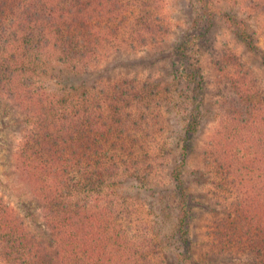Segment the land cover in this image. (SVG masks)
Here are the masks:
<instances>
[{"label":"trees","instance_id":"trees-1","mask_svg":"<svg viewBox=\"0 0 264 264\" xmlns=\"http://www.w3.org/2000/svg\"><path fill=\"white\" fill-rule=\"evenodd\" d=\"M199 2L203 9L210 3ZM133 3L135 0H0V95H11L24 113L38 118L37 130L18 150L16 164L40 199L51 244L40 241L0 196V254L7 264L148 262L143 246L128 240L124 214L111 211L102 199L104 188L122 180L121 176L140 180L142 163L147 171L150 155L139 134L143 137L149 124H144V115L142 119L127 110L134 104L132 99L143 96L146 85L132 94L127 84L134 80L120 78L113 83L115 89L101 91L95 104L60 113L33 89L32 78L26 75L32 68L29 64L43 55L60 61L91 60L98 54L101 40L113 31L123 34L121 25L142 31L148 25L143 21L146 8L137 15L131 11ZM204 11L208 13V9ZM207 16L228 22L249 52L261 51L239 14L215 9ZM15 38L22 41L14 43ZM191 42L180 44L178 67L166 87L180 98L177 106H192L182 127V144H177L181 165L172 173L182 201L187 194L181 169L188 162L192 133L201 123V102L195 101L204 84L200 62L194 48H189ZM34 52L38 54L34 56ZM226 57L232 63L223 76L229 91L223 106L226 118L206 154L214 167L215 188L238 194V200L234 214L216 215L213 208L208 253L225 257L223 264H264V85L240 60ZM166 101H172L171 97ZM186 220L184 216L176 221L174 233L180 242L176 249L181 264H189L192 250Z\"/></svg>","mask_w":264,"mask_h":264},{"label":"rangeland","instance_id":"rangeland-1","mask_svg":"<svg viewBox=\"0 0 264 264\" xmlns=\"http://www.w3.org/2000/svg\"><path fill=\"white\" fill-rule=\"evenodd\" d=\"M145 1L135 0L131 5V11L137 15L146 8L143 21L148 25L142 31L121 25L123 34L113 31L108 39L101 40L98 54L91 60L60 61L43 55L41 60L29 64L32 68L26 75L32 78L33 89L40 91L60 113L95 104L103 90H109L120 78L134 80L135 83L127 84L132 94L146 85L143 96L132 99L134 104L127 110L142 119L144 115V124H149L143 137L139 134L150 155L147 171L142 163L140 180L127 175L119 181L115 178L116 184L107 185L102 192L104 205L124 214L128 240L143 246L147 264H181L176 249L180 242L174 233L176 221L184 216L192 249L189 264H223L225 257L208 253L209 231L215 218L213 208L217 209L216 215L234 214L238 194L215 188L213 182L217 179L206 151L226 118L223 106L229 91L223 76L224 70L232 66L226 56L240 60L264 85V0H208L210 3L204 9L199 0H149L147 7ZM215 9L243 17L261 51L249 52L222 18L210 19L212 16L207 15ZM138 33L142 34L140 38ZM186 40L194 41L189 48L195 50L204 84L195 101L201 102V123L192 133L188 162L181 169L187 194L182 201L172 173L181 165L177 144H182V127L192 106H177L180 98L174 95L175 90L169 92L166 87L178 67L175 62L182 53L178 48ZM21 41L22 38L14 43ZM120 85L125 89V84ZM170 97L172 101H166ZM37 123L38 118L24 113L11 95H0V196L40 241L51 246L40 199L16 164L18 150L29 134L37 130ZM0 264H7L1 254Z\"/></svg>","mask_w":264,"mask_h":264}]
</instances>
